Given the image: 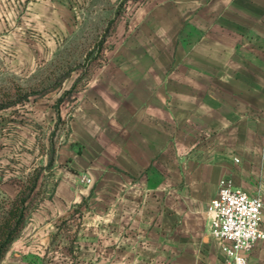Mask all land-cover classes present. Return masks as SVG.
<instances>
[{"label": "crops", "instance_id": "0c3cea01", "mask_svg": "<svg viewBox=\"0 0 264 264\" xmlns=\"http://www.w3.org/2000/svg\"><path fill=\"white\" fill-rule=\"evenodd\" d=\"M62 9L0 0V54L74 35ZM129 14L0 264H226L207 212L221 178L260 196L264 231V0H142ZM247 260L264 264V239Z\"/></svg>", "mask_w": 264, "mask_h": 264}, {"label": "rangeland", "instance_id": "374dc122", "mask_svg": "<svg viewBox=\"0 0 264 264\" xmlns=\"http://www.w3.org/2000/svg\"><path fill=\"white\" fill-rule=\"evenodd\" d=\"M141 1L64 0L68 9L59 10L58 20L78 26L74 35L59 29L57 37L26 38L1 48L0 188L9 197L33 172H39L36 204L45 195L52 180L48 156L53 148L54 158L66 132L76 90L89 71L109 68L107 34L118 16L128 18ZM9 102L15 103L6 106Z\"/></svg>", "mask_w": 264, "mask_h": 264}, {"label": "built area", "instance_id": "2783aa9c", "mask_svg": "<svg viewBox=\"0 0 264 264\" xmlns=\"http://www.w3.org/2000/svg\"><path fill=\"white\" fill-rule=\"evenodd\" d=\"M264 156V153H263ZM81 180L90 182L82 176ZM262 200L234 187L228 178H221L217 192L207 206L210 234L224 242L226 264H248L247 253L254 242L264 239L261 224Z\"/></svg>", "mask_w": 264, "mask_h": 264}, {"label": "trees", "instance_id": "16d2710c", "mask_svg": "<svg viewBox=\"0 0 264 264\" xmlns=\"http://www.w3.org/2000/svg\"><path fill=\"white\" fill-rule=\"evenodd\" d=\"M14 103L9 102L6 106ZM51 151L52 153L48 156L47 161L48 167L51 166L53 161V148H51ZM38 176L39 172H33L28 175L13 197H9L0 188V260L19 231L29 211L36 204V199L40 192L39 188H36Z\"/></svg>", "mask_w": 264, "mask_h": 264}]
</instances>
